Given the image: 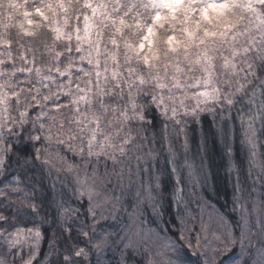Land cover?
<instances>
[{"label":"snow or ice","instance_id":"snow-or-ice-1","mask_svg":"<svg viewBox=\"0 0 264 264\" xmlns=\"http://www.w3.org/2000/svg\"><path fill=\"white\" fill-rule=\"evenodd\" d=\"M0 264H264V0H0Z\"/></svg>","mask_w":264,"mask_h":264}]
</instances>
